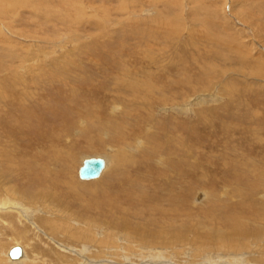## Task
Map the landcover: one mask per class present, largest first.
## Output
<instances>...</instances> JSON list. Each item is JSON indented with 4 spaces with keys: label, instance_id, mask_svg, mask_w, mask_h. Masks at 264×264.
Returning a JSON list of instances; mask_svg holds the SVG:
<instances>
[{
    "label": "rangeland",
    "instance_id": "374dc122",
    "mask_svg": "<svg viewBox=\"0 0 264 264\" xmlns=\"http://www.w3.org/2000/svg\"><path fill=\"white\" fill-rule=\"evenodd\" d=\"M72 1L80 6L0 0V264L16 245L35 264H82L75 255L80 243L68 227L93 228L111 245H157L174 255L164 264L198 263L208 253L234 263L241 253L260 264L262 244L242 239L243 247L228 249L226 242L238 243L247 228H264V0L66 3ZM100 9L110 25L97 22L104 17ZM148 17L154 18L150 24ZM142 68L175 73L169 82L157 72L143 77ZM138 78L149 85L159 79L153 109L143 100L150 88L118 83ZM199 94L211 97L197 105ZM15 95L23 105L13 102ZM173 102L183 110H165ZM112 107H119L113 116ZM100 108L105 119L117 120L116 138L88 131L90 110ZM100 154L109 160L102 176L79 179L83 158ZM8 199L16 208L3 204ZM42 216L59 219L58 231L49 230ZM126 227L137 238H129ZM175 240L176 247L167 243Z\"/></svg>",
    "mask_w": 264,
    "mask_h": 264
},
{
    "label": "bare ground",
    "instance_id": "6f19581e",
    "mask_svg": "<svg viewBox=\"0 0 264 264\" xmlns=\"http://www.w3.org/2000/svg\"><path fill=\"white\" fill-rule=\"evenodd\" d=\"M59 1V0H58ZM82 2H83V5H85L86 3H88V1L86 2H84V0H81ZM61 2H63V3H65V5L68 7V6H70V3H71V5H75V6H80V5H78L77 3L75 4V2L74 1H72V2H69V3H66V0H61ZM133 2V1H132ZM73 3V4H72ZM85 3V4H84ZM121 3V2H120ZM126 5V4H125ZM37 6V5H36ZM86 7H87V4L85 5ZM82 7V6H81ZM91 7V6H90ZM171 7V6H170ZM75 10H76V12H77V8H74ZM73 9V10H74ZM81 9V8H80ZM101 10V9H100ZM102 10H104V9H102ZM101 10V11H102ZM147 10V9H146ZM82 10H80V12H81ZM105 11V10H104ZM104 11H102V13L104 14V17L102 18V20L101 19H98V23L99 22H102L103 24H102V26H108V25H110V23H111V21H110V19H108V17L105 15V12ZM0 12H1V10H0ZM70 12V11H69ZM120 12H121V10H120ZM126 12V11H125ZM150 12V11H149ZM107 13V12H106ZM2 14V13H1ZM128 14V13H127ZM3 16V15H2ZM132 16V15H131ZM131 16H130V18H131ZM79 17V16H78ZM91 17V16H90ZM93 17V16H92ZM125 17V16H124ZM143 19V18H142ZM146 19V18H145ZM152 20H154V18L153 17H148L147 18V21H146V23H149L150 24V22L152 23ZM87 22H94V20H92V19H90L89 17H88V20H86ZM96 21V20H95ZM110 21V22H109ZM136 22H135V24L136 23H138L137 21L138 20H135ZM91 25L93 24V23H90ZM101 30V29H100ZM211 67V66H210ZM186 70V69H185ZM207 70V69H206ZM129 72H132V70H130ZM141 72H142V76L143 77H146V76H148V75H150L151 76V74H156V72H157V74H159L158 76H156V77H159V78H162V77H169L168 78V81L170 82V78H171V76L175 73V71H166V69L165 68H159V70L158 71H153L151 68H142L141 69ZM167 72H169L168 73V76H166V73ZM139 73V72H138ZM208 73V76H209V72H207ZM14 74V73H13ZM199 74H201V73H199ZM210 74H211V72H210ZM214 74V73H213ZM203 75V74H202ZM205 75V74H204ZM212 75V74H211ZM12 77V76H11ZM137 77V76H136ZM202 77V76H201ZM16 78V77H15ZM195 78V77H194ZM203 78V77H202ZM6 79V78H5ZM18 79V78H17ZM20 79V78H19ZM138 79H141V81H133V80H130V81H128V80H124V82H118V83H121L122 85H126L127 83V85H129V86H136V87H138V88H140V89H142V90H144V89H147V88H150V90H146L145 91V97L146 96H149L146 100L145 99H143L145 102L147 101V104H146V106L148 107L147 109H153L154 108V105L155 104H158V103H155V102H153L154 101V98H155V96H154V85H153V83H158V80L159 79H153L154 81L153 82H151L150 84L151 85H149V84H147L149 81L147 80V81H145V80H142V78H138ZM137 79V80H138ZM177 79V78H176ZM2 80V79H1ZM9 80H10V78H9ZM13 80V79H12ZM8 81V80H7ZM15 82L16 81H18V80H14ZM144 81L146 82V83H144ZM164 81V80H163ZM177 81V80H176ZM195 81V80H194ZM11 82V81H10ZM14 82V83H15ZM24 82V81H23ZM201 82V81H200ZM1 83L3 84V86L5 85V82H3V81H1ZM12 83V82H11ZM20 83V82H19ZM22 83V82H21ZM164 83V82H163ZM187 83V82H186ZM180 84V83H179ZM9 85V86H8ZM15 85V84H14ZM24 85V84H23ZM173 85V84H172ZM11 86V84H7L6 83V85H5V87H10ZM25 86V85H24ZM175 86V85H174ZM183 86V85H182ZM186 86H187V84H186ZM200 86V85H199ZM138 88H135V89H138ZM173 88V87H172ZM178 88H180V87H178ZM190 88H191V86H190ZM208 88V87H207ZM7 88H5V90H6ZM168 89V88H167ZM219 89L216 87V89L214 90V91H218ZM0 91H1V89H0ZM133 91V90H132ZM136 91V90H135ZM156 91V90H155ZM201 91V90H200ZM157 92V91H156ZM169 92V91H168ZM171 92V91H170ZM199 92V91H198ZM1 93V92H0ZM132 93V92H131ZM130 93V94H131ZM143 93V92H142ZM215 93V92H214ZM217 93V92H216ZM215 93V94H216ZM218 93H220L219 91H218ZM137 94V93H136ZM160 94V93H159ZM167 94H170V93H167ZM172 95H174V94H172ZM177 95V94H176ZM209 95H211V94H199L198 96H196L195 97V99H194V103L195 104H197L198 105V103H196V101H201V100H207L206 98H208L209 99V97H211V96H209ZM21 96V95H20ZM6 97V96H5ZM17 97L18 96H16L15 95V98H14V96H13V102L14 103H17L18 102V104L20 103V104H22V99L21 98H19V99H17ZM141 97V96H140ZM178 97V96H177ZM184 97V96H183ZM187 97H189L188 95L186 96V98ZM190 97H192V96H190ZM193 98V97H192ZM191 98V99H192ZM133 99V98H132ZM163 99L164 100H166L167 101V99H165V96H163ZM180 99V98H179ZM188 99H190V98H188ZM211 99H213V97L211 98ZM161 100V99H160ZM170 100V99H169ZM10 102H11V100H10ZM169 102V101H168ZM13 103V104H14ZM115 103V102H114ZM117 103V102H116ZM170 103V102H169ZM186 103H187V101H186ZM193 103V104H194ZM201 103V102H200ZM11 104V103H10ZM24 104V103H23ZM22 104V105H23ZM136 104V103H135ZM176 104V102L174 103H171V105H172V107H169V108H167V107H165V110H172V111H176V110H178L179 112L180 111H182L183 109H179V107H182V106H179V105H177L178 107H176V106H173V105H175ZM109 105V104H108ZM117 105H119V103L117 104ZM189 105H191V104H189ZM114 106V105H113ZM185 106V105H184ZM192 106V105H191ZM196 106V105H195ZM98 107H100V106H98ZM110 107H111V105H110ZM115 107H117V106H115ZM157 107V106H156ZM260 107V106H259ZM114 107H112V109H113ZM188 108V107H187ZM186 107H185V109H187ZM190 108V107H189ZM188 108V109H189ZM192 108V107H191ZM96 109V108H95ZM107 109V108H106ZM111 109V110H112ZM119 109V107L118 108H114L112 111H110L111 112V114H112V116H113V114L117 111ZM251 109V108H250ZM100 112H95V111H93L92 109L90 110L91 112L90 113H92L91 114V118H92V120H93V125H91L90 126V129L88 130L90 133H95V132H97V131H99V134H104V133H106L107 134V138L109 139V140H111L112 138H116V136H118V133H119V130H118V128H117V124L115 123L116 121H112V120H109V119H105L106 118V116H107V113L105 112H103V108H100V109H98ZM110 110V109H109ZM214 110V109H213ZM217 110V109H216ZM223 110V109H222ZM228 110V109H227ZM107 111V110H106ZM207 111V110H206ZM88 112V111H87ZM108 112V111H107ZM124 112V111H123ZM187 112V111H186ZM205 112V111H204ZM208 112H210V111H208ZM213 112V111H212ZM89 113V112H88ZM131 113V112H130ZM138 113V112H137ZM217 113V112H216ZM229 113V112H228ZM206 114H208V113H206ZM234 114V113H233ZM134 115V114H133ZM212 115V114H211ZM122 116H123V114H122ZM127 117V116H126ZM140 117V116H139ZM147 117V116H146ZM94 118H96V119H94ZM148 118V117H147ZM174 118V117H173ZM112 119V118H111ZM119 119V118H118ZM170 119V118H169ZM201 119V118H200ZM215 119V118H214ZM239 119V118H238ZM251 119V118H250ZM145 120V119H144ZM148 120V119H147ZM175 120V119H174ZM173 120V121H174ZM197 120V119H196ZM246 120V119H245ZM124 120H122V122H123ZM146 121V120H145ZM144 121V122H145ZM152 121V120H151ZM151 121H150V123H151ZM178 121V120H177ZM175 122V121H174ZM183 122V121H182ZM190 122V121H189ZM203 122V121H202ZM237 122V121H236ZM177 123V122H176ZM138 124V123H137ZM147 124V123H146ZM186 123H184V125H185ZM264 124V123H263ZM87 127H89V123L87 122ZM135 125V124H134ZM140 125V124H139ZM183 125V126H184ZM217 125V124H216ZM131 126V125H130ZM144 126V125H143ZM174 126V125H173ZM176 126H179V124L178 125H176ZM182 126V125H181ZM218 126V125H217ZM217 126H215V127H217ZM134 127V126H133ZM148 127V126H147ZM219 127V126H218ZM226 127V126H225ZM145 128V127H144ZM199 128V127H198ZM184 129V128H183ZM208 129H209V127H208ZM220 129V128H219ZM231 129V128H230ZM241 129V128H240ZM110 130V131H109ZM143 130V129H142ZM147 130V129H146ZM151 130V129H150ZM187 130V129H186ZM201 130V129H200ZM199 130V131H200ZM221 130V129H220ZM125 131V130H124ZM197 131H198V129H197ZM205 131H206V129H205ZM140 132V131H139ZM185 132V131H184ZM172 133V132H171ZM209 133V132H208ZM207 133V134H208ZM105 134V135H106ZM174 134V133H173ZM92 135V134H91ZM186 135H187V132H186ZM191 135V134H190ZM262 135V134H261ZM90 136V135H89ZM137 136V135H136ZM177 136V135H176ZM207 136V135H206ZM205 136V137H206ZM255 136H259L258 134H256ZM263 136V135H262ZM91 137V136H90ZM101 137V136H100ZM186 137V136H185ZM119 137H117V139H118ZM184 138V137H183ZM211 138V137H210ZM249 138V137H248ZM89 139V138H88ZM116 139V140H117ZM176 139V138H175ZM203 139V138H202ZM256 138H254L253 140H255ZM262 139V137L260 136L259 137V140H261ZM215 140V139H214ZM257 140H258V138H257ZM258 140V141H259ZM92 141H95V140H92ZM115 141V140H114ZM119 141V140H118ZM132 141V140H131ZM143 141V140H142ZM142 141H140V142H142ZM179 141H181V140H179ZM234 141V140H233ZM96 143L98 142V141H95ZM99 142H102L101 141V138H99ZM99 142H98V144H99ZM136 142V141H135ZM254 142V141H253ZM95 143V144H96ZM113 143V142H112ZM137 143V142H136ZM166 143V142H165ZM185 143H186V141H185ZM246 143V142H245ZM262 143V142H261ZM143 144V143H142ZM239 144V143H238ZM257 144H260V143H255V145H257ZM262 144H264V143H262ZM102 145V144H101ZM182 145V144H181ZM220 145V144H219ZM254 145V144H253ZM123 146V145H122ZM140 146V145H139ZM143 146V145H142ZM145 146V145H144ZM175 146H176V144H175ZM207 146V145H206ZM221 146V145H220ZM263 146V145H262ZM160 147V146H159ZM177 147V146H176ZM184 147V146H183ZM250 147V146H249ZM259 147H261V146H259ZM259 147H257V149L259 148ZM117 148V147H116ZM148 148V147H147ZM230 148V147H229ZM262 148V147H261ZM125 149V148H124ZM149 149V148H148ZM148 149H147V152H148ZM160 149V148H159ZM162 149V148H161ZM179 149V148H178ZM165 150V149H164ZM260 151H261V149H259ZM67 151V150H66ZM70 151V150H69ZM114 151V150H113ZM170 151V150H169ZM187 151V150H186ZM185 151V152H186ZM262 151H263V148H262ZM144 152H146V151H144ZM165 152V151H164ZM170 152H172V149H171V151ZM174 152V151H173ZM172 152V153H173ZM72 152H70V154H71ZM151 153V152H150ZM153 153V152H152ZM159 153V152H158ZM168 153V152H167ZM175 153V152H174ZM178 153H179V150H178ZM177 153V154H178ZM260 153V152H259ZM262 153V152H261ZM263 153H264V151H263ZM253 154V153H252ZM61 155V154H60ZM101 155V154H100ZM105 155V154H104ZM145 155V154H144ZM148 155H149V153H148ZM154 156H155V154H153ZM174 155H176V154H174ZM182 155V154H181ZM62 156V155H61ZM147 156V155H146ZM172 156V155H171ZM262 156V155H261ZM88 157H92V156H88ZM88 157H86V158H88ZM101 157H103L104 159H105V168L103 169V171H102V173L100 174V176L99 177H97V178H94V179H81L80 177H79V179H81V180H83V181H92V180H97V179H99L101 176H102V174L104 173V171L107 169V167L109 166V160H108V158L106 157V156H102L101 155ZM135 157V156H134ZM149 157H151V156H149ZM175 157H177V156H175ZM256 157V156H255ZM258 157V156H257ZM60 158V157H59ZM147 158V157H146ZM153 158V157H152ZM199 158V157H198ZM68 159V158H67ZM84 159L85 158H83V160H82V163H83V161H84ZM149 159V158H148ZM184 159V158H183ZM197 160V159H196ZM257 160V159H256ZM261 161H262V159H260ZM55 161H58V160H55ZM172 161V160H171ZM154 162V161H153ZM155 162H157V160L155 161ZM161 162V161H160ZM166 162V161H165ZM170 162V161H169ZM264 162V161H263ZM262 162V163H263ZM174 163H175V161H174ZM201 163V162H200ZM183 164H184V162H183ZM187 164V163H186ZM204 164V163H203ZM258 164V163H257ZM82 165V164H81ZM80 165V166H81ZM153 165V163L151 164V166ZM158 165V164H157ZM166 165H167V163H166ZM201 165V164H200ZM209 165V164H208ZM80 166H79V168H80ZM148 166V165H147ZM156 166V165H155ZM159 166V165H158ZM168 166V165H167ZM171 166V165H170ZM254 166H255V163H254ZM65 167V166H64ZM154 167V166H153ZM172 167V166H171ZM183 167V166H182ZM186 167V166H185ZM238 167V166H237ZM242 167V166H241ZM188 168V167H187ZM201 168V167H200ZM244 168V167H243ZM247 168V167H246ZM261 168V167H260ZM155 169H156V167H155ZM190 169V168H189ZM252 169V168H251ZM182 170V169H181ZM236 170H239V169H236ZM254 170V169H253ZM152 171H153V169H152ZM156 171V170H155ZM179 171V170H178ZM186 171V170H185ZM134 172V171H133ZM136 172V171H135ZM230 172V171H229ZM260 172V171H259ZM258 172V173H259ZM264 172V171H263ZM143 173V172H142ZM205 173V172H204ZM208 173V172H207ZM232 173V172H231ZM234 173V172H233ZM135 174V173H134ZM255 174V173H254ZM253 174V175H254ZM143 175V174H142ZM181 175H182V172H181ZM188 175V174H187ZM232 175V174H231ZM240 175V174H239ZM78 176H79V169H78ZM149 176V175H148ZM184 176V175H183ZM225 176V175H224ZM230 176V175H229ZM262 177V176H261ZM137 178V177H136ZM142 178V177H141ZM140 178V179H141ZM147 178V177H146ZM187 178V177H186ZM189 178V177H188ZM224 178V177H223ZM256 178V177H255ZM193 179V178H192ZM195 179V178H194ZM149 180V179H148ZM224 180H225V178H224ZM250 180V179H249ZM256 180H258V179H256ZM136 181V180H135ZM192 181V180H191ZM194 181V180H193ZM196 181H198V180H196ZM195 181V182H196ZM212 181V180H211ZM227 181V180H226ZM263 181V180H262ZM131 182V181H130ZM185 182V181H184ZM187 182V181H186ZM194 182V183H195ZM201 182V181H200ZM264 182V181H263ZM135 183V182H134ZM136 183H137V181H136ZM199 183V182H198ZM207 183V182H206ZM210 183V182H209ZM218 183V182H217ZM252 183H253V181H252ZM138 184V183H137ZM204 184V183H203ZM214 184H216L215 182H214ZM256 184V183H255ZM204 186V185H203ZM246 186H248V184L246 185ZM252 186V185H251ZM139 187V186H138ZM253 187V186H252ZM232 188V187H231ZM87 189V188H86ZM139 190V189H138ZM141 190V189H140ZM188 190H189V187H188ZM225 190V192L226 191H228L229 190V188L228 189H224ZM9 191H12L13 193H16V192H18V191H16V189H12V190H9ZM50 191V190H49ZM225 192H222V193H225ZM242 192V191H241ZM238 193V192H237ZM236 193V194H237ZM240 193V192H239ZM239 193H238V196H239ZM129 194V193H128ZM240 194H242V193H240ZM25 195V194H24ZM214 195V194H213ZM215 197H216V195H214ZM263 196V195H262ZM31 197V196H30ZM263 198H264V196H263ZM213 199V198H212ZM217 199V198H216ZM3 200V199H2ZM15 200V199H14ZM13 200V201H14ZM11 199H8V201H5V202H3V204L4 205H10V206H12V207H15L16 205H17V203L14 201L13 202ZM215 203H217V202H215ZM23 206V205H22ZM241 206V205H240ZM21 207V206H20ZM56 208H57V206H55ZM242 207V206H241ZM16 208V207H15ZM48 208H50V207H48ZM23 209V208H22ZM21 209V210H22ZM24 213H27V216L30 218V216L31 215H29V211H30V208L29 207H27V206H24ZM48 210V209H47ZM51 210V209H50ZM249 210V209H248ZM38 210H36V212H37ZM40 211V210H39ZM242 211V210H241ZM246 211V210H245ZM35 211H34V209L32 210V213H34ZM62 212V211H61ZM57 213V212H56ZM67 213V212H66ZM20 214V213H19ZM58 215H59V213H57ZM57 214L56 215H54V216H57ZM32 216H33V214H32ZM54 216H52L51 218L50 217H48V219H44V217L42 216V217H40V218H42L41 220H42V223L43 224H45V225H50V228L51 229H49V230H51L52 232H55V229H56V231H58V229H59V227L56 225V222H58L57 220H59V219H55L54 218ZM66 216V215H65ZM258 216V215H257ZM212 218V217H211ZM65 219V218H64ZM233 219V218H232ZM255 219H256V217H255ZM262 219V218H261ZM260 218H259V220H261ZM60 221V220H59ZM209 221V220H208ZM240 221V220H239ZM67 222H68V220H67ZM248 222H249V220H248ZM260 222V221H259ZM95 223V222H94ZM250 223V222H249ZM253 223V222H252ZM262 223V222H261ZM36 224V223H35ZM183 224V223H182ZM182 224L180 225V226H182ZM259 224V223H258ZM64 225V224H63ZM184 225V224H183ZM243 225H245V224H243ZM65 226V225H64ZM69 226H71V225H69ZM74 226V225H73ZM249 226H251V225H249ZM255 226V225H254ZM260 226H262V224L260 225ZM264 226V225H263ZM72 227V226H71ZM139 227V226H138ZM253 228V227H252ZM252 228L249 230L248 228H247V230H248V232L247 231H244L243 232V234H245V235H241L240 236V240L238 241V243H235V244H233L231 241L230 242H226V243H229L230 245H228V244H226V248H234V246L233 245H235V246H241V247H243L245 244H244V242L242 241V239L243 240H245V242H246V240H248V242H249V240H251L252 242H257V243H259V244H262L263 246H264V228L263 229H260L259 228V230H255V231H252ZM62 229V228H61ZM91 229V228H90ZM182 229V228H181ZM245 229V228H244ZM254 229V228H253ZM64 230H66L65 228H64ZM87 230V229H86ZM93 230V228L90 230V231H85V230H83V229H81V228H78V229H76V230H74V229H71L70 230V228L68 227V229H67V232H70L71 234V236H72V238H74V240H78L77 242L78 243H80L79 244V248H78V251H76V253L77 254H79V255H77V254H75L76 256H78L79 258H81L82 259V261H83V263L82 264H106V262H108V261H110V259L112 260V258H116L117 260H119V261H122L121 263H131V264H164V262H166V260L168 259V257L170 258V256L173 258L174 257V255L173 254H171L170 253V251H165V250H163V249H161V248H159L157 245H156V247L158 248V249H156V248H153V247H151L152 246V244H151V246H149V245H146V246H143V248H142V246L141 245H130L129 243H128V241L126 240V244L125 243H113L112 245H111V242H109L110 240L109 239H106L105 240V236H101V237H97V234L95 233V231H92ZM126 231H127V235H128V237L129 238H137V236H134V235H132L131 233H130V230L128 229V227H126V229H125V233H126ZM240 231V230H239ZM106 234V233H105ZM107 234H109V232H107ZM110 235V234H109ZM109 235H107V237L108 238H110L109 237ZM113 235H115V234H113ZM65 240V239H64ZM181 240H183V238L181 239ZM114 241V240H113ZM57 243V242H56ZM168 244H171V245H169V246H172V247H176V245H178L179 244V240H175V241H168L167 242ZM74 244V243H73ZM116 244V245H115ZM16 246H19V245H16ZM61 246V245H60ZM62 246H63V244H62ZM68 246V245H67ZM76 246H77V244H76ZM14 247V246H13ZM21 248H22V255H21V257H19V258H17V259H13V258H11L10 257V255L9 254H7L6 255V258H4V259H2V261H1V264H35L36 262H35V259H30L31 258V256H29L28 255V253L27 252H24V249L25 248H23L22 246H20ZM66 247V246H65ZM90 247H95V248H97V251L96 252H94L93 254H91L90 252H91V248ZM27 248V247H26ZM69 252H71V251H74V249H73V246H69ZM132 248H135V250H136V248H137V253L136 254H133V251H132ZM10 250H11V248H10ZM10 250H9V252H10ZM8 252V253H9ZM62 252H65V253H68V251H66V249L63 247V249H62ZM107 252H111V254H112V258L110 257V254H107ZM24 253H25V258H23L24 257ZM91 254V255H90ZM107 254V255H106ZM8 255H9V257L11 258V260L9 259V257H8ZM60 255V254H59ZM81 255V256H80ZM213 255L214 254H211V253H208V254H205V256H204V258L206 259V261H207V263L208 264H259V263H257L256 261H254L253 259L251 260V259H249V258H247V259H243L242 257H241V255H245V254H241V253H239V254H237V256H236V254L235 255H233L235 258V263L234 262H231V261H226L225 260V257L223 256V255H221V254H218L217 256H216V259H217V261H216V259L215 258H213ZM61 256L64 258V257H67V255H65V254H63V253H61ZM164 257H166V258H164ZM128 258V259H127ZM1 259V258H0ZM130 259V260H129ZM60 260H61V258H60ZM63 260V259H62ZM168 261V260H167ZM181 261H183V260H181ZM205 260H203V261H200V262H194V261H187V260H184L183 261V263H187V264H193V263H197V264H206L205 262H206ZM63 262V261H62ZM69 262V261H68ZM118 262V261H117ZM135 262V263H134ZM264 262V261H260V264H262V263ZM175 263H176V261H175ZM174 263V264H175ZM65 264V263H64ZM120 264V263H119ZM170 264V263H169Z\"/></svg>",
    "mask_w": 264,
    "mask_h": 264
},
{
    "label": "water",
    "instance_id": "95a60500",
    "mask_svg": "<svg viewBox=\"0 0 264 264\" xmlns=\"http://www.w3.org/2000/svg\"><path fill=\"white\" fill-rule=\"evenodd\" d=\"M105 168V159L101 156H92L85 158L79 168V177L81 179H94L100 176ZM9 255L13 259H17L22 255V248L14 246L11 248Z\"/></svg>",
    "mask_w": 264,
    "mask_h": 264
}]
</instances>
